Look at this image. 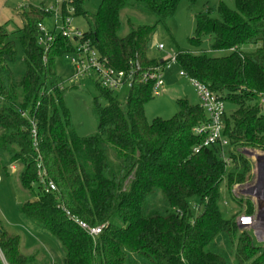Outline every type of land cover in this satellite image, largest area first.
Masks as SVG:
<instances>
[{
  "label": "trees",
  "instance_id": "trees-1",
  "mask_svg": "<svg viewBox=\"0 0 264 264\" xmlns=\"http://www.w3.org/2000/svg\"><path fill=\"white\" fill-rule=\"evenodd\" d=\"M181 1L103 0L94 14L85 10L86 0H69V5L74 17L87 20L85 39L108 65L127 71L160 65L148 51L158 25L175 15ZM235 3L232 10L220 0L217 17L200 16L191 39L200 48L209 36L212 50L228 55L180 51L176 56L184 77L205 84L234 106L223 119L228 146H203L198 153L194 150L205 139L193 129L207 122L200 105L180 100L175 117L149 123L145 107L154 98L153 85L140 80L123 104L115 93L94 84L97 132L79 137L56 65L60 57L74 52V44L59 35L47 52L39 45L40 25L51 17L47 2L30 6L21 16L27 69L23 76L10 68L16 43L0 26V149L9 155V165L19 168L21 189L32 197L19 213L61 246L63 258L54 264H132L133 258L147 264H231L227 250L234 264H264V248L238 225L241 215L227 220L219 208L224 181L232 198L243 202L233 188L253 177L254 163L246 151L264 152V0ZM126 10L153 17L156 23L136 26L128 18L130 31L123 35ZM247 47L254 50L247 52ZM105 144L113 153L112 162ZM39 165L47 181L56 185V194L45 193ZM158 192L165 207L153 209L149 199ZM193 198L200 207L197 217L190 208ZM247 203V216H253L255 206ZM74 219L104 226L102 235L93 240ZM221 236L227 239L226 253L215 247ZM0 250L8 264H51L42 252L23 253L20 236L5 231L1 221Z\"/></svg>",
  "mask_w": 264,
  "mask_h": 264
},
{
  "label": "rangeland",
  "instance_id": "rangeland-1",
  "mask_svg": "<svg viewBox=\"0 0 264 264\" xmlns=\"http://www.w3.org/2000/svg\"><path fill=\"white\" fill-rule=\"evenodd\" d=\"M0 0V26H3L11 39L16 43L17 56L15 62L10 64L11 70L17 76H23L27 69L24 63V53L22 43L20 41V29H22L21 16L30 6H39L42 2H47L46 8L51 4V0ZM103 0H86L85 10L89 13H96ZM226 6L232 10L236 9L235 0H222ZM220 0H199L195 4L188 0H182L179 7L172 18H169L165 24L157 27L156 35L148 51L150 59L165 61L169 57L180 51L192 52L196 54H207L210 57L226 56L229 52H215L211 48V40L209 36L203 38L200 48H195L191 43V39L195 38L197 32L198 18L200 16L210 15L217 17V8ZM58 13L62 14L64 8L63 0H59ZM55 12V9L54 11ZM130 18L136 26L141 24L154 25L156 20L144 14L126 10L122 14L123 35L130 31L127 19ZM56 19L53 17L46 19L43 24L48 31H53ZM72 28L80 32L88 31L87 20L83 16L74 17ZM164 45V50H158V45ZM252 47L245 48V51L251 52ZM58 75L65 81L67 88L64 100L70 113L72 125L79 137H89L97 132L98 119L93 112V99L97 96L96 86L93 81L84 78L73 84L71 78L75 72V67L67 56L60 57L57 60ZM165 86L159 91V96H155L145 107V114L149 123L153 120L161 118L170 120L179 113L178 102L180 100L188 101L190 105H200L197 91L189 78L183 77L181 70L176 63H173L169 69L164 72ZM73 86H76L73 88ZM129 88H123L115 93L117 100L123 104L129 95ZM102 102V101H101ZM105 105L104 102H102ZM264 108V104H263ZM234 106L226 103V112L231 114ZM264 110V109H263ZM108 149V157L114 161L113 153L109 149L110 146L104 145ZM112 149V148H111ZM254 156H249L254 163L253 177L251 181L242 186H235L233 194L243 200V202L234 200L228 191L226 181L221 184V201L219 203L220 211L225 219L229 220L236 214L247 216V208L250 201L255 206L256 226L252 229H246L252 236L256 246L264 247V152L257 150H249ZM257 155L262 160H259ZM10 158L7 153L0 149V221L5 231L20 236L22 252L31 255L42 252L49 259L51 264L58 263L63 258V252L58 241L50 237L42 230L35 229L31 224L27 223L19 213V207L30 201L32 197L25 193L19 183V168L15 166L13 170ZM8 166L6 171L4 167ZM14 167V166H13ZM149 205L153 209L164 208L162 196L160 192L156 193L149 199ZM155 207V208H154ZM190 208L194 217L200 212L198 200L193 198L190 200ZM246 214V215H245ZM217 245V246H216ZM215 247L223 248V252L228 247L225 236L216 242ZM225 250V251H224ZM226 253V252H225ZM228 259L234 264V256L229 254ZM132 264H147L146 261L139 258H133Z\"/></svg>",
  "mask_w": 264,
  "mask_h": 264
},
{
  "label": "built area",
  "instance_id": "built-area-1",
  "mask_svg": "<svg viewBox=\"0 0 264 264\" xmlns=\"http://www.w3.org/2000/svg\"><path fill=\"white\" fill-rule=\"evenodd\" d=\"M52 2L46 8V11L51 13V18L56 19L55 27L53 31H48L44 24L40 25L42 37L39 40V45L47 52L59 35L73 42L74 52L66 54L67 58L70 59L75 67V72L71 78L73 84L84 78H88L104 90L116 93L123 88H129L130 90L134 83L140 80L143 84H152L153 97L159 96V91L166 83L164 72L173 63H176L177 54L162 61L160 65L149 68L148 70H143L140 65L132 67L127 71L117 70L108 65L107 61L102 58L100 53L92 46L91 42L85 39L84 32L72 28L75 9L69 5V0H63L64 8L62 9L61 15L58 13V8H56L59 6V0H52ZM54 9L55 12H52ZM156 48L161 51L165 47L160 44ZM181 74L183 76L182 72ZM190 82L197 91L200 107L207 118L206 123L198 125L193 129L195 136L205 139L203 145L195 148V153H198L203 146L207 147L219 144L221 147H227L229 142L223 135V119L227 114L225 101L211 92L205 84L194 79H190ZM227 163L230 164V161L227 160ZM38 171L39 181L45 193L56 194L58 189L53 182L47 181V175L42 165L38 166ZM1 180L2 178L0 177ZM67 215L70 216V213H67ZM74 221L93 240L101 236L104 230V226L91 227L78 219H74ZM238 225L243 227L242 229H252L256 226V218L253 216L239 217ZM0 262L2 264H8L1 250Z\"/></svg>",
  "mask_w": 264,
  "mask_h": 264
},
{
  "label": "water",
  "instance_id": "water-1",
  "mask_svg": "<svg viewBox=\"0 0 264 264\" xmlns=\"http://www.w3.org/2000/svg\"><path fill=\"white\" fill-rule=\"evenodd\" d=\"M246 154L249 155V156H252V157L254 156V155L251 154V152H249V151H246ZM258 159H259V160H262L263 158H262V159H261V158H258ZM240 228L242 229L243 227H240Z\"/></svg>",
  "mask_w": 264,
  "mask_h": 264
},
{
  "label": "crops",
  "instance_id": "crops-1",
  "mask_svg": "<svg viewBox=\"0 0 264 264\" xmlns=\"http://www.w3.org/2000/svg\"><path fill=\"white\" fill-rule=\"evenodd\" d=\"M42 1H43V0H42ZM42 1H41V2H42ZM12 169L14 170V169H15V167H12ZM259 247H261V248H264V247H262V246H259Z\"/></svg>",
  "mask_w": 264,
  "mask_h": 264
},
{
  "label": "bare ground",
  "instance_id": "bare-ground-1",
  "mask_svg": "<svg viewBox=\"0 0 264 264\" xmlns=\"http://www.w3.org/2000/svg\"><path fill=\"white\" fill-rule=\"evenodd\" d=\"M257 157H259V158H260V156H259V155H257Z\"/></svg>",
  "mask_w": 264,
  "mask_h": 264
}]
</instances>
